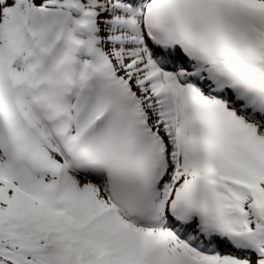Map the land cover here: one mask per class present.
<instances>
[{"label":"snow or ice","instance_id":"obj_1","mask_svg":"<svg viewBox=\"0 0 264 264\" xmlns=\"http://www.w3.org/2000/svg\"><path fill=\"white\" fill-rule=\"evenodd\" d=\"M0 264H264V0H0Z\"/></svg>","mask_w":264,"mask_h":264}]
</instances>
